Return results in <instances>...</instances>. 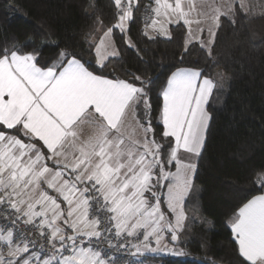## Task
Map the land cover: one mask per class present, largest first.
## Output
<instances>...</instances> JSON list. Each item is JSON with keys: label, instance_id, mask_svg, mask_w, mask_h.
<instances>
[{"label": "snow or ice", "instance_id": "1", "mask_svg": "<svg viewBox=\"0 0 264 264\" xmlns=\"http://www.w3.org/2000/svg\"><path fill=\"white\" fill-rule=\"evenodd\" d=\"M114 5L115 23L106 25L97 0H83L94 19L79 39L48 32L0 41V264H158L188 255L177 245L195 223H208L187 205L198 191L213 100L231 79L210 72L215 46L225 25L249 30L264 20V0L145 5L143 37L180 33L179 57L160 73L155 101L160 76L122 63L121 46L150 62L129 35L140 0ZM15 14L25 15L11 6ZM113 60L119 68H109ZM245 180L228 221V264H264V164Z\"/></svg>", "mask_w": 264, "mask_h": 264}, {"label": "trees", "instance_id": "2", "mask_svg": "<svg viewBox=\"0 0 264 264\" xmlns=\"http://www.w3.org/2000/svg\"><path fill=\"white\" fill-rule=\"evenodd\" d=\"M83 0H0V41L17 37L20 41L30 36H42L51 32L52 40L79 39L82 30L92 24V18L84 15ZM148 2L140 0L138 19L131 24L129 33L139 46L147 48L143 64L134 50L122 47L125 68L131 72L147 70L149 75H159L155 91L159 89L164 69L178 59L180 33L169 41L160 37L149 41L142 36L143 7ZM99 13L105 24L115 23L114 0H97ZM11 6L19 7L25 15H9ZM175 31V26H170ZM120 46V45H118ZM45 48V56L51 53ZM197 52L187 60L195 59ZM218 64L210 72H226L230 81L226 91L213 100L216 106L207 151L196 180L198 191L188 203L189 214L193 205L196 216L206 224L195 223L191 233H185L186 242L177 248L188 255H166L158 264H203L205 258L228 264L234 260V244L231 242L229 217L240 203L241 187L246 186L249 171L264 164V20L257 19L249 30H237L225 25L219 32L215 46ZM190 66V65H186ZM119 68L113 60L109 68ZM207 244V249L201 247ZM187 256V258H184Z\"/></svg>", "mask_w": 264, "mask_h": 264}, {"label": "built area", "instance_id": "3", "mask_svg": "<svg viewBox=\"0 0 264 264\" xmlns=\"http://www.w3.org/2000/svg\"><path fill=\"white\" fill-rule=\"evenodd\" d=\"M148 2H146V4L145 5H148V4H150V3H152V0H147ZM144 5V6H145ZM143 17H144V15H146L147 13L145 12V8L143 7ZM143 21H144V19H143Z\"/></svg>", "mask_w": 264, "mask_h": 264}, {"label": "rangeland", "instance_id": "4", "mask_svg": "<svg viewBox=\"0 0 264 264\" xmlns=\"http://www.w3.org/2000/svg\"><path fill=\"white\" fill-rule=\"evenodd\" d=\"M221 71H218L217 73H220ZM184 258H187V256H184Z\"/></svg>", "mask_w": 264, "mask_h": 264}]
</instances>
